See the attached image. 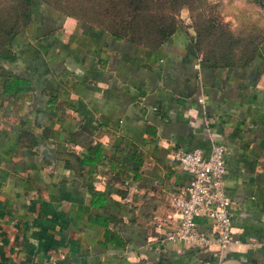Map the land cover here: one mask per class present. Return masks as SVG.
Here are the masks:
<instances>
[{
	"label": "crops",
	"instance_id": "obj_1",
	"mask_svg": "<svg viewBox=\"0 0 264 264\" xmlns=\"http://www.w3.org/2000/svg\"><path fill=\"white\" fill-rule=\"evenodd\" d=\"M253 1L211 3L229 34L253 35ZM85 2L80 16L32 0L0 38L13 55L0 59V264H264V22L242 55L214 59L197 51L186 6L159 38L163 22L132 28L128 2ZM14 77L19 91H6ZM212 142L225 146L232 241L162 240L190 178L171 151Z\"/></svg>",
	"mask_w": 264,
	"mask_h": 264
},
{
	"label": "built area",
	"instance_id": "obj_2",
	"mask_svg": "<svg viewBox=\"0 0 264 264\" xmlns=\"http://www.w3.org/2000/svg\"><path fill=\"white\" fill-rule=\"evenodd\" d=\"M199 60L200 57L193 63L194 67H198ZM224 150V144L212 142L206 153L197 148L186 150L180 147L171 151L169 158L189 172L190 178L170 197L178 219L174 227L163 233L162 240L196 248L214 244L219 250L232 241L230 198L223 185ZM197 216L208 220V230L197 228Z\"/></svg>",
	"mask_w": 264,
	"mask_h": 264
},
{
	"label": "rangeland",
	"instance_id": "obj_3",
	"mask_svg": "<svg viewBox=\"0 0 264 264\" xmlns=\"http://www.w3.org/2000/svg\"><path fill=\"white\" fill-rule=\"evenodd\" d=\"M41 1L64 12H74L80 16L85 15L83 14L84 10L93 5L85 2L86 0ZM123 2H129V0H123ZM182 5L186 6L189 10V23L194 31V43L197 51L202 56L206 55L214 59H218L223 54L227 55V57H238L243 54L244 45L251 44L260 37V19L257 17L251 20V26L256 28L254 29L256 30L255 33H252L253 35L243 33L236 35L229 34L226 31V25L216 18V3H211V0H176L174 2L147 0L146 7L132 11L130 19V23L134 24L132 28H135L138 32L144 28L147 29L154 22H173L175 25L178 23L177 10ZM8 6L9 8L7 9ZM27 7L28 4H25L24 0H0V16L5 11H10L11 22H14L16 28H19L23 22L17 12L23 9L26 10ZM127 9H130V7L121 6V11H126ZM259 11H264V2L255 0L252 2V12ZM96 21L103 22L105 20L97 19ZM260 21L264 22V20ZM245 28L246 24L243 29L245 30ZM136 31L135 33H137Z\"/></svg>",
	"mask_w": 264,
	"mask_h": 264
},
{
	"label": "trees",
	"instance_id": "obj_4",
	"mask_svg": "<svg viewBox=\"0 0 264 264\" xmlns=\"http://www.w3.org/2000/svg\"><path fill=\"white\" fill-rule=\"evenodd\" d=\"M131 2H128V5H132L134 8L136 9H139V8H144L147 6V0H130ZM176 0H173L171 2H174ZM25 4H28V7L27 9H23V10H20L18 11V15L21 16V20H22V25L25 23V22H28L29 21V18H30V12L33 10V6H32V0H24ZM46 5H48L47 3H45ZM49 7H51L50 5H48ZM9 8V6L7 7V9ZM11 13L10 11H5L3 13L2 16H0V38L3 36L4 33H8V37L10 36V33H14V30H16V24L14 22H11L12 21V18H11ZM16 15V14H15ZM165 25L163 26L162 29H160V33L158 34V37L159 38H163L165 37L169 31L172 30L173 26L172 24L173 23H167V22H163ZM257 41L251 43V47L256 43ZM245 52V51H243ZM3 57H6V58H12L13 55H11L9 53L8 50L4 49V48H1L0 49V59L3 58ZM223 58H227V55L223 54L222 56ZM21 81L18 79V78H13L12 80H9L6 85H5V90L7 91H10V92H15V91H19L20 87L18 86L19 83ZM25 133V132H24ZM31 138H33L31 136ZM34 141V140H33ZM90 150L92 151L93 154H97V150H96V145L95 146H92L90 148ZM83 162V160L81 161ZM197 249V248H196Z\"/></svg>",
	"mask_w": 264,
	"mask_h": 264
},
{
	"label": "water",
	"instance_id": "obj_5",
	"mask_svg": "<svg viewBox=\"0 0 264 264\" xmlns=\"http://www.w3.org/2000/svg\"><path fill=\"white\" fill-rule=\"evenodd\" d=\"M39 154L53 161L54 160V148L52 144L46 143L45 141H43L42 146L39 148Z\"/></svg>",
	"mask_w": 264,
	"mask_h": 264
}]
</instances>
